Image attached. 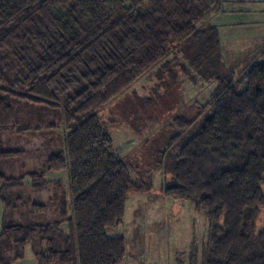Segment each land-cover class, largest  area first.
I'll list each match as a JSON object with an SVG mask.
<instances>
[{
	"label": "trees",
	"instance_id": "1",
	"mask_svg": "<svg viewBox=\"0 0 264 264\" xmlns=\"http://www.w3.org/2000/svg\"><path fill=\"white\" fill-rule=\"evenodd\" d=\"M222 11L220 0H0V264L22 260L29 244L38 264L125 261L126 240L107 232L122 223L131 193L150 190L152 151L136 165L123 159L98 113L158 66V78L167 71L170 79L161 103L178 97V69L216 83L207 104L189 105L165 126L152 161L171 174L165 196L209 220L203 264H264V228L256 233L254 223L264 206V63L238 77L225 62L212 21ZM160 100L127 99L124 112H111L160 121ZM24 106L59 110L65 136L59 153L49 149L54 138L40 140L44 169L15 177L4 168L25 152L6 136L56 127H20ZM64 172L66 191L48 178ZM28 191L42 198L27 204ZM40 215L50 222L31 223Z\"/></svg>",
	"mask_w": 264,
	"mask_h": 264
},
{
	"label": "rangeland",
	"instance_id": "2",
	"mask_svg": "<svg viewBox=\"0 0 264 264\" xmlns=\"http://www.w3.org/2000/svg\"><path fill=\"white\" fill-rule=\"evenodd\" d=\"M231 6L237 7L233 3ZM242 9L246 16L237 13L235 17L231 18L234 21H228L234 23L233 30H228L230 26L225 25L224 20H219L218 27L225 32L223 33L224 39L228 32L234 40H240L234 49L248 52L249 58L246 60L253 64L264 63V39H261L264 38V0H255L253 3L246 2ZM251 38L256 42L244 47ZM244 48L246 49L243 50ZM173 57L171 55L170 59ZM246 60L238 63V66L235 65L238 77H241L250 65L246 64ZM186 62L187 60L182 57L184 72L187 67ZM159 68L160 66L140 78L125 96L114 100L98 113L113 138L117 154L123 159L136 165V158L141 157L142 150L144 153L152 151V154L146 153L148 162L145 166L147 169H144L146 171L144 179L149 183L150 190L131 193L122 223L119 227L108 230L107 233L109 237L126 240L128 253L122 264H203L205 248L210 235V222L205 214L196 211L190 204L165 196L164 190L172 181L171 174L165 173L161 167L153 168L152 161L156 160L153 154L163 148L161 139L169 136L165 126L174 117L187 113L189 105L195 106L198 103L199 106H203L207 104L216 83L202 80L196 70L194 73L190 69L191 73L198 78L197 81L196 78L192 81L191 77H187L178 69L179 83L175 88L178 97L172 94L167 99L168 102L165 100L164 103H161L158 98L166 93L167 87L164 84L168 85L170 79L167 71H164L162 79H159L156 73ZM137 98H151L155 102L160 100L162 107L160 121L141 117L144 122L136 124L135 116L126 121L111 112L113 107L112 111L115 113L124 112L121 102L128 99L136 105ZM16 122L23 128L29 125L44 127L55 125L56 127L44 130L41 135H36V132L25 136L7 135L10 143H6V145L9 148L24 151L25 155L15 163L8 164L7 167L12 171L5 166V174L10 176L14 174L15 177H18L27 172L43 170L41 155L48 150L45 148L46 143L40 142V140H46L47 137L54 138L55 142L52 147H49L50 151L59 153L63 150L65 127L62 113L59 110L51 112L47 108L24 106L17 109ZM136 126H141L139 132L136 131ZM48 178L54 183L61 184L63 190H68L66 172L49 175ZM26 195L28 197L27 204H29V201L41 199L43 193L28 191ZM3 217L4 207L0 201V233ZM34 218L35 220H32L31 223L46 224L50 222L48 216L40 215ZM222 223L220 224L222 225ZM254 223L256 233L264 228V206L259 209ZM12 264H38L34 246L27 245L24 258Z\"/></svg>",
	"mask_w": 264,
	"mask_h": 264
},
{
	"label": "crops",
	"instance_id": "3",
	"mask_svg": "<svg viewBox=\"0 0 264 264\" xmlns=\"http://www.w3.org/2000/svg\"><path fill=\"white\" fill-rule=\"evenodd\" d=\"M222 3V7H223V11L219 14H216L213 17V24L216 25L217 27L219 26V20H224L225 25H229L230 28L228 30H233V27L235 26L234 23L232 22H228V21H234L231 20L232 17H235L237 13H240L242 16H246V14L244 13L242 6L244 5V3L249 2V3H253L255 0H220ZM231 3L236 4L237 7H233L231 6ZM238 8V9H236ZM220 21V22H221ZM222 23V22H221ZM219 29V27H218ZM220 32V38H221V45H222V50H223V57L225 59V62H228L231 65H237L240 62H244V60L248 59L249 57L248 52L246 51H237L234 49L235 45H238V42L240 40H234L230 34L227 32V34L225 35V39L223 36V33H225L224 31H221L219 29ZM264 39V38H261ZM258 40V39H257ZM256 42L254 41L252 38L248 40L247 44L244 46L246 47L248 44ZM228 45V46H227ZM246 48H244L243 50H245ZM242 57H244L242 59ZM242 59V60H241ZM246 64H250L254 65L252 62H249L248 60H246ZM247 70V68H246Z\"/></svg>",
	"mask_w": 264,
	"mask_h": 264
}]
</instances>
